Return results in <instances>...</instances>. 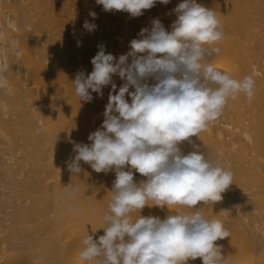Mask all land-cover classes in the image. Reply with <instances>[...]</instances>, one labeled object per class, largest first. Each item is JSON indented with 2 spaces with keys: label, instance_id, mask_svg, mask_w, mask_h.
Masks as SVG:
<instances>
[{
  "label": "bare ground",
  "instance_id": "bare-ground-1",
  "mask_svg": "<svg viewBox=\"0 0 264 264\" xmlns=\"http://www.w3.org/2000/svg\"><path fill=\"white\" fill-rule=\"evenodd\" d=\"M45 1L0 0V63L6 64L0 73V264H29L34 256L52 257L53 264L65 257L66 262L74 253L64 247L66 255L58 252L57 244L68 249L81 244L87 233L94 239L104 234L114 171L96 173L80 161L78 175L68 165L76 155L74 145L91 144L89 135L102 125L111 85L102 89V97L93 92L91 102H80L72 81L80 71L91 73L99 46L118 60L141 29H151L154 19L170 31L177 18L173 9L181 2H157L131 17L104 11L95 0H60L59 6L60 1L48 0L46 8ZM197 3L216 11L225 33L216 44L221 52L211 62L236 79L251 74L255 81L251 100L243 94L229 100L221 116L199 138L192 137L206 156L233 173L222 200L201 210L230 233L216 241L224 264H264V0ZM85 21L96 28L89 32ZM113 81L117 89L124 83L118 75ZM182 149L193 150L188 142ZM133 173L137 182L146 179ZM74 188L79 190L72 193ZM178 210L190 211L146 206L141 215L163 218ZM131 215L136 219L139 213ZM71 224L77 231L74 239L67 237ZM241 234L247 240L243 244L237 241Z\"/></svg>",
  "mask_w": 264,
  "mask_h": 264
},
{
  "label": "clouds",
  "instance_id": "clouds-1",
  "mask_svg": "<svg viewBox=\"0 0 264 264\" xmlns=\"http://www.w3.org/2000/svg\"><path fill=\"white\" fill-rule=\"evenodd\" d=\"M95 2L104 11L139 17L170 0ZM173 11L177 18L170 31L154 19L118 60L99 46L91 73L80 71L72 81L80 102H91L93 92L102 97V89L111 85L102 125L89 135L91 144L74 145L76 155L68 165L72 174L82 171L80 161L96 173H115L104 234L94 239L87 233L81 241L79 257L86 264H186L197 258L202 264H224L216 241L230 233L200 209L222 200L233 173L206 156L192 137L199 138L229 100L241 94L251 100L255 81L251 74L236 79L211 62L225 35L215 10L197 0H181ZM83 27L92 32L96 25L85 21ZM5 69L0 63V73ZM114 75L124 81L118 89ZM184 142L193 150L185 152ZM133 170L146 179L137 182ZM146 206L190 211L143 216ZM133 212L139 213L136 219Z\"/></svg>",
  "mask_w": 264,
  "mask_h": 264
},
{
  "label": "rangeland",
  "instance_id": "rangeland-1",
  "mask_svg": "<svg viewBox=\"0 0 264 264\" xmlns=\"http://www.w3.org/2000/svg\"><path fill=\"white\" fill-rule=\"evenodd\" d=\"M48 1V0H47ZM47 1H45L46 2V4H44V6L45 5H47L49 2H47ZM50 1V0H49ZM58 1H60V0H57V2ZM62 1V0H61ZM60 1V4L59 3H57V4H55V5H57V6H59V5H61V2ZM64 1H66V0H64ZM44 2V3H45ZM50 2H52L53 3V1H50ZM50 4V3H49ZM54 5V6H55ZM49 7V6H48ZM47 7V8H48ZM45 8H46V6H45ZM57 8V7H56ZM59 8V7H58ZM41 9H42V7H41ZM44 9V8H43ZM49 9V8H48ZM48 9H47V11H48ZM38 10H39V8H38ZM58 10V9H57ZM60 10V9H59ZM62 10V9H61ZM40 11H43V14H42V16H44V11H45V16L47 15V12H46V10L44 9V10H40ZM50 11V10H49ZM63 12V11H62ZM61 11H58L57 13H59V14H61L62 13ZM203 209V208H202ZM201 210V209H200ZM201 211H203V210H201ZM134 219V218H133ZM72 225V224H71ZM71 225H68V227H70ZM73 226L74 225H72L67 231H68V236L67 237H73V239L75 238L74 237V235H75V233L77 234V231L75 232V230L73 229ZM76 228V227H75ZM102 234H100V233H98V236H101ZM77 237V236H76ZM246 237H245V235H243V237H242V234L237 238L238 240L237 241H239V243L240 244H243V241L245 242V241H247L246 239H245ZM70 239V238H69ZM68 239V240H69ZM247 239H249L248 237H247ZM72 240V239H71ZM71 240H69V241H67V244H68V242H70ZM70 244V243H69ZM74 244H76V243H73V244H71V246L69 245V247H72ZM57 245H59V250H57V249H54L53 248V246H51V250H52V248L54 249V251L55 250H57L58 252L59 251H61L62 252V250H63V247H64V249H66L69 253H74V254H72V256L70 257H68V260H66V262H65V257H63V259H64V261L62 260V258H60L63 262H61L60 260L58 261V262H56V259L54 258V261L56 262V263H58V264H86V262L85 261H83V260H81L80 259V257H79V253H80V251H81V249H82V246H81V244H79V243H77L76 245H74L72 248H69L68 247V249H67V246H65V244H64V246L63 245H61L60 246V244H57ZM57 245H54L55 247H58ZM48 248H50V247H48ZM70 250H73L72 252L70 251ZM53 251V250H52ZM64 251L65 250H63V254H65L64 253ZM66 251V252H67ZM66 255V254H65ZM71 255V254H70ZM45 256V255H44ZM50 257V256H49ZM30 259V258H29ZM29 264H51L52 262H53V260H52V257L51 258H46L45 257V259H43L42 257H33V258H31L29 261ZM26 264H28V263H26ZM53 264V263H52Z\"/></svg>",
  "mask_w": 264,
  "mask_h": 264
}]
</instances>
